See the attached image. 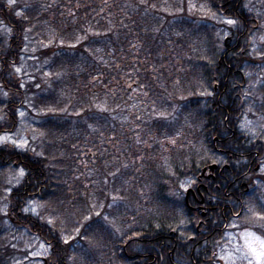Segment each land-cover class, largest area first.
Here are the masks:
<instances>
[{
  "label": "trees",
  "instance_id": "1",
  "mask_svg": "<svg viewBox=\"0 0 264 264\" xmlns=\"http://www.w3.org/2000/svg\"><path fill=\"white\" fill-rule=\"evenodd\" d=\"M254 1L0 0V137L29 132L0 144V264L40 244L43 264H218L228 230L264 239ZM213 164L203 217L184 185Z\"/></svg>",
  "mask_w": 264,
  "mask_h": 264
},
{
  "label": "rangeland",
  "instance_id": "2",
  "mask_svg": "<svg viewBox=\"0 0 264 264\" xmlns=\"http://www.w3.org/2000/svg\"><path fill=\"white\" fill-rule=\"evenodd\" d=\"M255 3L257 5H255L253 8L254 9L256 8V10L260 12V14L264 13V1L255 2ZM198 12L206 15L202 7L199 8ZM217 22H222V21L217 20ZM253 41L255 45V50L260 51V46L264 42V35L263 34L255 35ZM27 68L26 70H28ZM255 82L258 85L264 83V64L261 65V67H259V69L257 70V74L255 75ZM243 130L254 135L258 131H263L262 122L261 120L255 121L247 115L243 120ZM28 136H29L28 128L25 125L16 133L13 134L7 133L4 134L2 137H0V144L8 142L10 144H14L18 146L21 149H26L29 146ZM188 188L189 185L185 184L184 189L187 190ZM32 210L35 211L36 208H33ZM246 232L255 233L250 230H241V231L228 230L226 232V237H225L226 243L224 247V254L223 257L221 258V261L218 264H249V261L252 259V257L248 254V250L245 247V241L243 239V236ZM255 235L259 236L256 233ZM29 251H30L29 258L32 259V262L34 264H43L42 259L46 255V252L48 251V247L45 244H40L36 247L32 246L31 248H29Z\"/></svg>",
  "mask_w": 264,
  "mask_h": 264
},
{
  "label": "snow or ice",
  "instance_id": "3",
  "mask_svg": "<svg viewBox=\"0 0 264 264\" xmlns=\"http://www.w3.org/2000/svg\"><path fill=\"white\" fill-rule=\"evenodd\" d=\"M14 3L15 0H9L10 5ZM226 23L235 24L236 21L227 20ZM261 219H264V217H261ZM243 239L245 241V247L248 250V254L252 257L249 264H253V262L254 264H264V239L252 232H246Z\"/></svg>",
  "mask_w": 264,
  "mask_h": 264
},
{
  "label": "flooded vegetation",
  "instance_id": "4",
  "mask_svg": "<svg viewBox=\"0 0 264 264\" xmlns=\"http://www.w3.org/2000/svg\"><path fill=\"white\" fill-rule=\"evenodd\" d=\"M211 178H214V176H212L209 172H207L205 174L204 177H202L201 180H199L198 185L195 186L194 188H190L192 189V191L190 192L189 196H193L195 200H197V195H199L202 199L201 201L196 205V206H190V208L194 211H203L202 216L205 217L206 216V212L205 210H211L210 208H206L204 207V203H205V199L201 194V190H207V185L204 183L205 180H211ZM189 196L187 197V199H189ZM201 227V223L198 226V231L200 230ZM221 231V229H219Z\"/></svg>",
  "mask_w": 264,
  "mask_h": 264
},
{
  "label": "water",
  "instance_id": "5",
  "mask_svg": "<svg viewBox=\"0 0 264 264\" xmlns=\"http://www.w3.org/2000/svg\"><path fill=\"white\" fill-rule=\"evenodd\" d=\"M218 167H217V165L216 164H214V165H211V166H209V168L207 169V168H204L203 169V172H202V174H203V176L205 175V173L207 172V170H210L212 173H214L215 172V170L217 169ZM211 173V175H213ZM189 194V192H187V195Z\"/></svg>",
  "mask_w": 264,
  "mask_h": 264
}]
</instances>
